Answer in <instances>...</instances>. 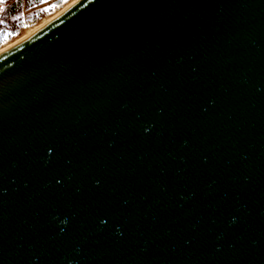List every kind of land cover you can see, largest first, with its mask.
I'll use <instances>...</instances> for the list:
<instances>
[{
  "label": "water",
  "instance_id": "1",
  "mask_svg": "<svg viewBox=\"0 0 264 264\" xmlns=\"http://www.w3.org/2000/svg\"><path fill=\"white\" fill-rule=\"evenodd\" d=\"M0 264H264V0H80L1 54Z\"/></svg>",
  "mask_w": 264,
  "mask_h": 264
},
{
  "label": "rangeland",
  "instance_id": "2",
  "mask_svg": "<svg viewBox=\"0 0 264 264\" xmlns=\"http://www.w3.org/2000/svg\"><path fill=\"white\" fill-rule=\"evenodd\" d=\"M67 1L68 0H42V1L35 0L34 3L31 2L29 3L28 1L23 0V3L20 7V11L13 18H11L13 20V24L16 25L17 27L16 30L11 31V33L15 31L12 37L18 34L23 27H25L26 29L29 26V24H31V22L38 20L42 16L53 11L55 8L58 9L62 4H64ZM0 10H1V6H0ZM43 18L44 17H42L41 20ZM25 29H23L21 33Z\"/></svg>",
  "mask_w": 264,
  "mask_h": 264
},
{
  "label": "trees",
  "instance_id": "3",
  "mask_svg": "<svg viewBox=\"0 0 264 264\" xmlns=\"http://www.w3.org/2000/svg\"><path fill=\"white\" fill-rule=\"evenodd\" d=\"M26 1H28L29 3L30 2L34 3L35 0H26ZM39 1H42V0H39ZM22 3H23V0H0V6H1V10H0V48L6 45L7 43L13 41L18 35H20L21 31L25 29V27H23L22 30L18 34L12 37L15 31L13 33H11V31L16 30L17 27L16 25L13 24V20L11 18H13L20 11V7ZM56 10L57 9L55 8L53 11L49 12L48 14L42 17H46L54 13ZM41 18H39L38 20L34 22H31L29 26H34L38 24L41 21Z\"/></svg>",
  "mask_w": 264,
  "mask_h": 264
},
{
  "label": "bare ground",
  "instance_id": "4",
  "mask_svg": "<svg viewBox=\"0 0 264 264\" xmlns=\"http://www.w3.org/2000/svg\"><path fill=\"white\" fill-rule=\"evenodd\" d=\"M80 0H68L62 6H60L54 13L44 17L38 24L34 26L27 27L20 35H18L13 41L7 43L3 47L0 48V55L4 52L10 50L24 39L32 35L34 32L42 28L44 25L48 24L50 21L55 19L58 15L66 11L68 8L79 2Z\"/></svg>",
  "mask_w": 264,
  "mask_h": 264
}]
</instances>
